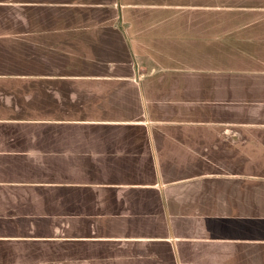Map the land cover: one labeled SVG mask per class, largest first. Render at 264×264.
Masks as SVG:
<instances>
[{
  "label": "crops",
  "instance_id": "obj_1",
  "mask_svg": "<svg viewBox=\"0 0 264 264\" xmlns=\"http://www.w3.org/2000/svg\"><path fill=\"white\" fill-rule=\"evenodd\" d=\"M0 264H264V0H0Z\"/></svg>",
  "mask_w": 264,
  "mask_h": 264
},
{
  "label": "built area",
  "instance_id": "obj_2",
  "mask_svg": "<svg viewBox=\"0 0 264 264\" xmlns=\"http://www.w3.org/2000/svg\"><path fill=\"white\" fill-rule=\"evenodd\" d=\"M138 74V72L136 73V75Z\"/></svg>",
  "mask_w": 264,
  "mask_h": 264
}]
</instances>
